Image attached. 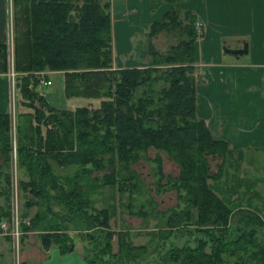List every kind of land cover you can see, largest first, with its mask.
I'll return each instance as SVG.
<instances>
[{"label":"trees","instance_id":"obj_1","mask_svg":"<svg viewBox=\"0 0 264 264\" xmlns=\"http://www.w3.org/2000/svg\"><path fill=\"white\" fill-rule=\"evenodd\" d=\"M178 1L168 0L167 3L178 5ZM29 2L26 14L29 30L16 38L14 69L21 106L34 110L19 115L17 121L16 161L26 173L28 170L31 179L19 185L24 195L34 196L29 202L25 197L21 222L27 218L28 209L41 206L44 201L63 205L72 216L86 224L87 234L83 237L88 242H84V259L94 264H224L228 262L226 255L237 257L232 264H247L246 258L263 259L264 236L260 230L264 229V220L260 213L244 207L234 212L232 203L221 198L210 186L212 180H221L225 168L221 166L216 176L217 172L212 171L213 162L220 159L226 164L227 156L235 153L227 142L211 136L209 127L197 112L194 71L197 68L196 44L201 38L197 16L186 11V22L181 21L183 11L172 7L164 17L153 22L150 31L149 49L155 65L146 69L116 70L111 0ZM158 6L153 2L154 14ZM173 29H181L189 39L163 54L154 47L153 40L159 32ZM20 54L24 55L23 60ZM7 68L3 44L0 45V72L5 73ZM44 71L66 73L68 99L103 98L101 107L92 109L83 105L62 110L49 105L45 94L36 90L40 85L36 74ZM79 80L81 84L76 85ZM159 83L163 85L160 93L151 88ZM143 89L145 94L137 97ZM153 93L159 97H152ZM36 101L42 107H37ZM10 123L9 115H0V152L4 158L0 178L6 183L0 191V198L4 199V204L0 205V225L12 218L7 189L11 183L9 169L13 150ZM149 149L166 152L179 164L180 179L173 186L185 192L179 197L186 208L171 209L167 228L160 229L162 250L159 252H162L145 258L142 254L147 252L148 246L132 244L129 231L113 230L111 211L92 206L85 198L80 180L88 178L100 182L102 187L114 186L122 195L128 192L133 204L135 193L141 189L133 166ZM162 158L159 156L155 162L163 174ZM53 163L62 168L72 165L80 168L75 176L77 183L65 186L56 177ZM143 210L142 215L145 214ZM236 216L240 220H234ZM42 222L37 213L28 224L22 222L20 227L22 231L36 230ZM189 225L195 229L185 239L186 243L174 242L177 235H188L183 232L187 230L184 226ZM173 233L176 235L171 238ZM43 238L45 247L49 248L52 240L62 254L75 251L76 237L64 228L49 230L43 233ZM116 238L119 250H114ZM166 244L170 245L166 247Z\"/></svg>","mask_w":264,"mask_h":264},{"label":"crops","instance_id":"obj_2","mask_svg":"<svg viewBox=\"0 0 264 264\" xmlns=\"http://www.w3.org/2000/svg\"><path fill=\"white\" fill-rule=\"evenodd\" d=\"M112 2L110 12L113 17L112 25L114 28L113 64L115 69L152 68L155 62L149 49V43L152 40L150 31L153 22L161 15L158 16L159 12L154 14L151 0H117ZM20 3L23 7L22 12L19 11ZM191 3L192 0H188L176 6L182 8V5L188 6L186 9L193 11L197 16V24L200 22L202 26L205 25L206 36L197 41V55L195 56L197 68H195L194 73L198 91V115L209 127L212 137L217 141L227 142L230 149L239 152L240 158L244 156L247 166L244 165L246 163L243 164V171L246 168H253L258 157L264 154V0H199L196 2L199 5H195V8ZM121 5L123 12H125L122 15L125 20L122 25L126 26V31L121 36L128 37L124 44L117 36V22L119 20L118 15H121L119 13ZM29 6V0H10V3L8 0H0V45L4 44L6 46L8 67L5 73L0 72V115H11V118L13 115L14 121L11 118L10 120L14 122L13 138L16 140L18 139V116L30 114L34 111L32 108L29 109L25 106L24 112V106H21L18 101V91L11 93L9 79L11 71L16 73L14 71L15 45L18 36L17 31L19 32L18 29H20L19 22H21V16L22 22L24 21ZM171 8L169 7V11H165L162 17L170 12ZM162 9H165V6L159 8V10ZM10 28H12L11 33ZM244 43L250 45L248 55L235 57L225 54V45L236 49V47L243 48ZM19 56L22 59V55ZM16 58L19 59L17 54ZM43 73L48 79H46L47 82H53L51 86L45 84L47 87L56 85V81L52 76H59L62 79L64 83L62 91L65 92V99L68 100L65 86L66 73L59 71H44ZM45 96L50 104V94L46 92ZM15 102H17L18 111H16ZM35 139V136H33L32 140ZM3 161L4 158L0 152V169ZM69 168L73 169L72 173L67 172L68 168L60 166L55 167L54 172L58 180L63 182L65 186L72 187V184L77 183L75 176L80 169L75 165ZM5 184V181L0 178V191ZM255 192L257 191H252L253 194ZM259 194H262V199H264V192ZM24 201L20 213L23 212ZM243 201L251 204L243 206L244 208L257 210L256 206L252 207L254 206L252 201L248 199H243ZM46 204L45 206L51 207H48L50 216L44 214L43 221L46 219L45 225L49 227L54 216L57 217V214H55L58 211L56 207L59 206H54L51 202ZM35 207L31 208L29 214L27 211L25 220L30 221L37 213L42 214L38 208V210H35ZM258 213L262 218L264 217L262 212ZM43 223L40 229L32 230L23 235L24 264H30V261L31 264H94L84 259L83 250H81V247L79 248L78 243L75 251L66 254H62L60 247L52 240L49 243V248L45 247L43 233L49 232V230L61 231V229L54 230L46 227L42 229ZM9 241L7 235L0 233V264H13V254Z\"/></svg>","mask_w":264,"mask_h":264},{"label":"rangeland","instance_id":"obj_3","mask_svg":"<svg viewBox=\"0 0 264 264\" xmlns=\"http://www.w3.org/2000/svg\"><path fill=\"white\" fill-rule=\"evenodd\" d=\"M111 1L115 2L117 0H111ZM151 1L155 2L156 5H159L157 7V10L159 12L158 13L159 17L160 15L162 17L165 11H169L168 10L169 7H173V9L179 8L183 11L180 19L181 21L186 22L184 16H186L185 12L188 11L186 9L188 6L186 7L185 5H182L184 8L183 9L180 6L178 7L176 5H172V2L167 3L168 0H151ZM187 1L188 0H179L178 4L184 3ZM198 1L199 0H192L191 4H193L194 8H195V5L196 6L199 5V3H196ZM8 2L10 3V0H8ZM161 6H165V9L159 10ZM22 9L23 7H21V9L19 7L20 12H22ZM119 13H121V15H118L119 20L116 19L118 20L117 36L119 39H121L122 44H124V42L127 41L128 37L121 36L126 31V26L122 25V23L125 22L122 16L125 14V12H123L122 5H121V8L119 9ZM27 22H28V17L26 15L24 21L19 22L20 29H18L19 33L17 37H20L21 29H22V34L27 32L28 30ZM13 24H14V17H13ZM196 25L198 27L197 30H198V34L201 37L200 38L201 40L205 38L206 36L205 30H204L205 25L203 26L201 24L200 25L196 24ZM11 30L12 28H10V33H11ZM13 31H14V26H13ZM185 39L188 40L189 38L187 35H185V33L181 29H177V30L173 29L170 32H166V31L159 32L157 37L154 38L153 44L156 49H159L163 54H167L168 52L171 51L172 46L178 45L180 42H183ZM50 75L52 76V74ZM36 76H37V79L40 80V85L36 87V90L40 92L41 95H44L46 94V92H48V94H50L49 96L50 104L49 105H52L55 108L58 107V108H61L62 110L70 109V108L76 109L79 107H83V105H87L88 107L92 109H96L97 107H101L102 105L101 100L103 98L102 99H99V98L86 99L85 97H83V98L75 99L73 97H70V99L66 100L65 92L62 91V86L64 85V83L62 79L59 78V76H55V77L52 76L53 79L56 81V85H54L53 87L45 86V83L43 82V80L47 78L44 73L43 75L40 73L36 74ZM79 84H81L80 80L77 81L76 85H79ZM162 86L163 85L159 83V84L152 85L151 88H153L152 89L153 91H157L158 93H160L163 89ZM82 88L84 89V92L88 94V91L85 90V86H83ZM15 91H16V88L14 90L11 89V93H14ZM144 92L145 91L143 89V92H139L137 97L144 95L145 94ZM150 95H153L152 97L154 98L159 97L157 93H153ZM11 97H13L12 94H11ZM15 97H16V93H15ZM21 100L22 99L20 97V94L18 93L19 103H21L20 102ZM14 101H15V98H14ZM15 105H16V111H18L17 102H15ZM35 105H37V107L39 108L42 107L39 101H36ZM10 127H11L10 133H11L12 142H15V146H16L17 140L13 138L14 137L13 122L10 123ZM147 153H148L147 155L143 154L142 159H139L137 161V164L133 166V170L137 172L138 179L139 181H141V185H140L141 189H138V192L135 193L134 195L135 199L132 201L133 204L130 203L131 200L133 199L132 195L129 194L128 192L122 195L121 193L118 192V189L115 188L114 186L102 187L100 182L96 183L88 178L81 179L80 181L84 185L83 192L85 194V198L89 200L92 206L99 208V209L106 208L111 211L112 220H111L110 225L112 229L113 230L116 229V231H129L130 232V236H129L130 242H132V244H135V245H140V244L147 245L148 246L147 252L143 253L142 256H144L145 258L147 257L150 258V257H154V255L158 256L162 252V251L159 252L160 250H162L161 249L162 243L160 240V236H161L160 229H163L166 227L165 225H166V222H168L169 220L168 216H169V213L171 212V209L179 207V209L181 210V209L186 208V204L183 203L179 197L181 194L183 193L185 194V192L180 191L178 189L179 188L178 186L176 187L173 186L175 181L180 179L179 176H180L181 169H180L179 164H177L176 161L171 160L170 156H168L166 152H160V151H156L153 149H149ZM234 153L235 154L233 155L227 156V158L225 159L226 164L223 163L224 160H220V159L213 162L212 171L213 173L217 172L216 176L220 174L219 170L221 169L220 168L221 166H224L225 168L223 169V175H222L223 177L220 178L221 180H218V179L217 180L215 179V181L212 180L210 182V186L212 189L216 190L220 194L219 196H221V198H226V200L231 201L232 204L235 205L233 206V209H232L234 212L242 209V207L245 205H251L243 201V199H248L249 201H252V205H254L252 207L256 206L258 212H262L264 215V199H262L263 197L262 194H259V193L264 192V154H261L258 157V159L256 160L257 163L253 166V168L252 167L246 168L243 171V164L246 163L244 156L242 157V160H240L239 152H234ZM159 156L163 157L161 161L163 162L162 163L163 174L161 173L162 171L160 169V165L157 162H155V160ZM241 163H242V166H241ZM244 165L247 166V163ZM55 167H58V166L55 163H53V169ZM12 168H13V161L11 162V159H10L9 174L11 175V179H12ZM72 168H68L67 172H71L73 170ZM96 175L97 173L93 175V178H92L93 180L96 177ZM16 179L18 182L19 190L13 191V199L11 197L12 193L10 192V182H9V185L7 186V189L9 190V194L11 197L10 205L12 206V211L14 215L18 213V219L21 221L20 208L23 203V200L25 199V197L28 198V196L29 198L34 199V196L31 194L24 195V192L21 191L19 182H26L31 179L29 177V173L27 176L25 169L19 167L18 164H17L16 174L15 172L13 173V180H16ZM254 190H256L257 192L253 194L252 191ZM15 201H16V207H15ZM3 204H4V199L0 198V205L2 206ZM45 204L46 202L44 201L42 202L41 207L38 205H35L36 207L34 208L35 210L39 209L40 212L42 213V214L39 213L42 217V221L44 219L43 217L44 214L46 216H50L49 214L50 210L47 206H45ZM52 205L59 206L55 203H53ZM56 208L58 210L57 213H55L57 214V217L54 216V219H52L53 221L49 227H46L45 223L47 222V220L45 219V221H43L44 223H43L42 229L45 227L48 229L50 228L54 230L56 229L62 230V228L67 229L66 230L67 233L72 234L73 236L76 237L75 238L76 242L78 243L79 248L81 247V250H83L82 254H84L86 251L84 242H88V241H85L84 240L85 237H83L84 233L86 232L84 231L86 230L85 229L86 224L83 222V220L77 218L76 216H72L69 213L68 209L66 208L64 209L63 205L56 207ZM142 208L144 209L143 211H145L144 215L141 214ZM239 216H236L234 220L235 219L236 221L240 220ZM12 217H13V214H12ZM234 220H231V221L235 225ZM263 220H264V217H263ZM5 221L10 225H8L7 223H4L5 230H3L0 227V230L2 231L0 233H4V232L7 233L6 235L10 239L9 243H10L11 252L12 254H14V249H13L14 242L12 240L11 235L9 234V232L11 231L10 229V226L12 223L11 221L13 220L11 221L5 220ZM184 225H188V224H184ZM184 228H186L187 230L183 232V234H188V235L182 236V234H179V233H178L179 235H177L176 237H175L176 233L175 234L173 233V235H171V238L175 237L173 241L178 242V243L180 242L181 245L186 243L185 239L189 238V236L193 232V229H195V227H193L192 225L184 226ZM18 230H20L21 232V235L19 236V240H20L19 255L21 257L20 264L21 262L22 264H24L23 235L32 230L22 231L20 225H18ZM260 231H262L261 233L264 236V229ZM115 241H117V238L114 239L113 244H115ZM89 245H90V242H89ZM168 245L170 244H166V247ZM166 247L164 248V250L166 249ZM114 250H119V246L117 244H115ZM226 258H227L226 261L228 262L224 264H232V262H234L237 257H233L232 255L231 256L226 255ZM246 261H247V264H264V258L263 259H259V258L247 259L246 258Z\"/></svg>","mask_w":264,"mask_h":264},{"label":"built area","instance_id":"obj_4","mask_svg":"<svg viewBox=\"0 0 264 264\" xmlns=\"http://www.w3.org/2000/svg\"><path fill=\"white\" fill-rule=\"evenodd\" d=\"M199 25H200V23H199ZM40 74L43 75V73H40ZM16 77H17L16 73H14L12 71L9 73V79H10V84H11V89L12 90L15 89ZM43 82L47 86L53 85V82H51V81L47 82L46 79H44ZM13 114H14V112H13ZM10 118H11V115H10ZM11 119L14 121L13 115H12ZM13 121H11V122H13ZM13 125H14V122H13ZM13 132H14V129H13ZM12 146H13V150H12V154H11V162L13 161V168H12V179H11V183H10V192L12 193L11 197L13 199V191H17L18 190V182H17V179L13 180V173L15 172V174H16L17 161H16V152H15V143L14 142H12ZM15 207H16V201H15ZM12 214H13V217L11 218V220H13V221H11L12 222L11 226H10L11 231L9 232V234L11 235L12 240L14 242V247H13V249H14V254H13L14 260H13V264H20L21 257L19 255V242H20L19 236L21 235V232H20V230H18V225H20L21 221L18 219L17 214L14 215L13 211H12ZM23 222L28 224L27 220H24ZM4 223H7V222L4 220V221H2V223L0 225V227L3 230H5L4 229V226H5ZM8 225H10V224H8ZM4 234L6 235L7 233L4 232Z\"/></svg>","mask_w":264,"mask_h":264},{"label":"water","instance_id":"obj_5","mask_svg":"<svg viewBox=\"0 0 264 264\" xmlns=\"http://www.w3.org/2000/svg\"><path fill=\"white\" fill-rule=\"evenodd\" d=\"M243 46H244L243 48L236 47V49H233L225 45V48H224L225 54L232 55L235 57L236 56L242 57V56L248 55L250 52V45L247 43H244Z\"/></svg>","mask_w":264,"mask_h":264}]
</instances>
